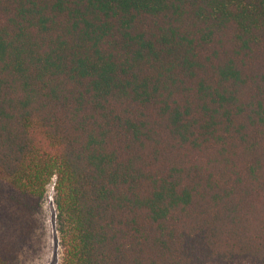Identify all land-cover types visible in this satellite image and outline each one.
Listing matches in <instances>:
<instances>
[{
    "label": "trees",
    "instance_id": "1",
    "mask_svg": "<svg viewBox=\"0 0 264 264\" xmlns=\"http://www.w3.org/2000/svg\"><path fill=\"white\" fill-rule=\"evenodd\" d=\"M264 264V0H0V264Z\"/></svg>",
    "mask_w": 264,
    "mask_h": 264
},
{
    "label": "rangeland",
    "instance_id": "2",
    "mask_svg": "<svg viewBox=\"0 0 264 264\" xmlns=\"http://www.w3.org/2000/svg\"><path fill=\"white\" fill-rule=\"evenodd\" d=\"M65 225L54 206L53 185L48 190L44 205V227L41 231L36 251H33L24 264H63L62 240Z\"/></svg>",
    "mask_w": 264,
    "mask_h": 264
}]
</instances>
